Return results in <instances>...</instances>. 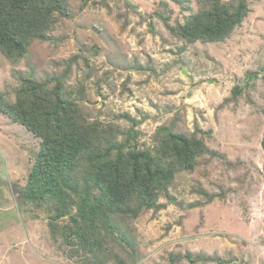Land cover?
<instances>
[{
	"label": "rangeland",
	"instance_id": "obj_1",
	"mask_svg": "<svg viewBox=\"0 0 264 264\" xmlns=\"http://www.w3.org/2000/svg\"><path fill=\"white\" fill-rule=\"evenodd\" d=\"M201 1L71 0L51 42L32 44L18 64L0 52V93L11 102L23 78L64 76L90 122L133 128L141 148L161 128L205 138L209 151L177 173L160 210L117 220L138 245L136 264H191L172 261L186 254L208 258L195 264H264V0H248L225 42L186 43L166 24L184 23ZM38 149L0 112V264H89L64 239L69 218L54 236L50 205L22 195ZM111 248L133 264L118 242Z\"/></svg>",
	"mask_w": 264,
	"mask_h": 264
},
{
	"label": "trees",
	"instance_id": "obj_2",
	"mask_svg": "<svg viewBox=\"0 0 264 264\" xmlns=\"http://www.w3.org/2000/svg\"><path fill=\"white\" fill-rule=\"evenodd\" d=\"M71 0H0V52L13 64L24 60L34 43L51 42V32L71 17ZM184 23L166 27L186 43H223L242 26L251 9L248 0H202ZM151 26V25H150ZM16 100L0 93V112L39 140L24 199L50 205V227L66 217L64 239L89 264H127L112 248L115 240L138 262V245L118 219L158 211L179 171L193 172L209 151L199 132L192 136L161 128L154 146L141 148L138 133L89 121L77 99L66 90L64 76L21 80ZM234 96L242 93L235 87ZM120 136L123 140H119ZM264 151V137L261 142ZM214 198H212L213 200ZM191 264L206 261L190 254L172 259Z\"/></svg>",
	"mask_w": 264,
	"mask_h": 264
}]
</instances>
